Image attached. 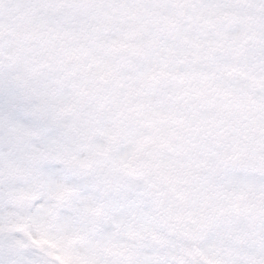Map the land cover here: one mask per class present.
<instances>
[{
  "label": "snow or ice",
  "instance_id": "6c2138e0",
  "mask_svg": "<svg viewBox=\"0 0 264 264\" xmlns=\"http://www.w3.org/2000/svg\"><path fill=\"white\" fill-rule=\"evenodd\" d=\"M0 264H264V0H0Z\"/></svg>",
  "mask_w": 264,
  "mask_h": 264
}]
</instances>
